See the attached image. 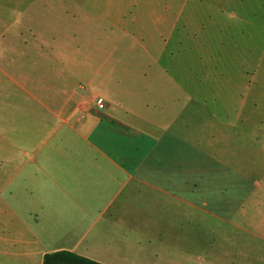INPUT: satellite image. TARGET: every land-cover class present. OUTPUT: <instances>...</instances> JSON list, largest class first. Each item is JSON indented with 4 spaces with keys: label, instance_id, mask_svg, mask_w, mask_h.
Masks as SVG:
<instances>
[{
    "label": "crops",
    "instance_id": "obj_1",
    "mask_svg": "<svg viewBox=\"0 0 264 264\" xmlns=\"http://www.w3.org/2000/svg\"><path fill=\"white\" fill-rule=\"evenodd\" d=\"M114 20L94 0H61L59 6L0 0L6 223L23 231L25 245L57 247L44 251L43 260L70 251L100 264H175L180 261L158 248L184 244L169 232L172 215L201 213L202 199L211 196L202 188L206 166L221 168L215 176H247L231 167L239 162L240 141L245 163L249 151L252 156L254 116L221 105L206 122L201 78H191L174 53L164 56V47L150 51L167 59L146 67L152 79L140 66L124 68L114 55L134 49L108 37ZM144 84L151 93L137 91ZM99 100L109 103L107 110L97 108ZM239 125L244 132L237 133ZM238 211L234 205L214 212L231 223ZM261 228L260 234L258 227L246 228L260 241V248L255 240L247 247L246 260L264 258V222Z\"/></svg>",
    "mask_w": 264,
    "mask_h": 264
},
{
    "label": "rangeland",
    "instance_id": "obj_2",
    "mask_svg": "<svg viewBox=\"0 0 264 264\" xmlns=\"http://www.w3.org/2000/svg\"><path fill=\"white\" fill-rule=\"evenodd\" d=\"M51 1L58 6L61 2ZM96 1L103 2L111 20L116 18L109 23L108 37H119L121 45L134 49L114 55L125 63L124 68L140 66L150 78L152 69L146 67L167 60L160 61L150 51L156 53L153 48L164 47L167 52L164 56L169 58L174 53V62L190 67L191 78H201V112L206 122L214 120L211 113L221 105L232 106L243 117L247 112L254 116L255 141L248 148L252 156L249 151L245 163V156L240 155L245 149L244 141H240L239 155L235 158L239 162L231 167L247 172V176H215V171L220 174L221 168L206 166L202 188L211 192V196L202 200L208 206L202 202L201 213H191L188 218L173 214L169 232L175 238L184 237V244L158 248L180 261L175 264H264L262 254L250 256L248 260L242 256L253 240L254 247L260 248V241L246 228L257 231L258 227L260 234L264 222V0ZM94 9L96 16V6ZM117 77L114 83L119 80ZM121 77L128 79L127 74ZM135 79H140V73ZM137 88L144 94L151 93V86L147 84ZM243 129L239 125L236 131L242 133ZM258 135L262 137L257 138ZM5 197H0V264H42L43 252L57 247L23 244V231L7 227ZM234 205L239 211L231 223L223 222L214 212ZM217 257L230 260L235 257L237 261L220 262L216 261Z\"/></svg>",
    "mask_w": 264,
    "mask_h": 264
},
{
    "label": "trees",
    "instance_id": "obj_3",
    "mask_svg": "<svg viewBox=\"0 0 264 264\" xmlns=\"http://www.w3.org/2000/svg\"><path fill=\"white\" fill-rule=\"evenodd\" d=\"M43 264H100L70 251H58L44 256Z\"/></svg>",
    "mask_w": 264,
    "mask_h": 264
},
{
    "label": "built area",
    "instance_id": "obj_4",
    "mask_svg": "<svg viewBox=\"0 0 264 264\" xmlns=\"http://www.w3.org/2000/svg\"><path fill=\"white\" fill-rule=\"evenodd\" d=\"M109 107V103L103 101V100H99L97 102V108L100 110V111H104V110H107Z\"/></svg>",
    "mask_w": 264,
    "mask_h": 264
}]
</instances>
